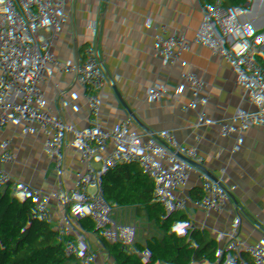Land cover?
Returning a JSON list of instances; mask_svg holds the SVG:
<instances>
[{
    "label": "built area",
    "instance_id": "1",
    "mask_svg": "<svg viewBox=\"0 0 264 264\" xmlns=\"http://www.w3.org/2000/svg\"><path fill=\"white\" fill-rule=\"evenodd\" d=\"M45 1L51 10L60 5V0ZM102 1L89 0L79 27L57 29L52 62L45 77L64 58L71 42ZM238 1L145 0L141 19L133 25H122L126 42L146 30L155 47L148 61L142 54L125 48L117 78L124 89L140 91L143 108L157 130L161 150L151 168L143 162L127 163L125 155L109 147L103 155L114 161L111 179L123 197L138 194L143 198L146 191L142 184L151 174L169 179L190 196L202 227L212 234V239H198L186 250L169 247L165 240L168 224L164 222V212L147 201L139 203L141 211L130 224L136 230L147 219L150 226L142 233L141 240L154 242L155 257L176 256L179 264H205L213 256L230 263L264 264V179L250 181L248 165L237 171L232 161L221 162L208 149L211 133L217 128L219 136L227 133L228 121L237 115L264 131V80L261 79L264 50L252 49L247 29L239 18L242 5ZM103 22L98 16L84 31L76 42L75 57L88 49L101 32ZM37 56V52L29 53L14 70L0 68V264H133L129 260L104 263L91 260L89 247L72 256L62 254L60 239L66 227V207L58 179L47 175L37 195L29 190L21 191L13 183L14 172L27 150L24 136L36 116L30 102L43 82L34 71ZM98 61L103 65L106 56L102 55ZM184 65L195 71L187 98L198 108L218 112L227 120L210 121L205 132L196 136L184 134V126L173 116L172 108L163 105L166 96L151 92L158 82L168 79L171 69ZM72 99L68 93L69 102ZM218 186L227 191L229 202L218 192ZM15 197L23 203H34L35 211L44 220L47 250L43 257L25 252L8 234L1 215L11 209ZM12 214L21 237H29L27 223L17 213ZM128 223L122 215H111L106 219V229L116 231ZM30 226L36 227L33 223ZM244 250L246 254L242 255Z\"/></svg>",
    "mask_w": 264,
    "mask_h": 264
},
{
    "label": "crops",
    "instance_id": "2",
    "mask_svg": "<svg viewBox=\"0 0 264 264\" xmlns=\"http://www.w3.org/2000/svg\"><path fill=\"white\" fill-rule=\"evenodd\" d=\"M238 2L242 5L239 14L242 23L256 28L255 33L264 37V0ZM144 3L145 0H109L100 15L104 21L102 30L88 49L75 57L78 44L75 43L70 62L65 54L55 63L51 74L42 77L39 91L30 102L36 116L24 136L27 150L12 180L19 190L36 194L47 175L58 179L66 207L60 252L67 256L89 247V258L99 263L129 260L133 264H179L176 256L155 257L154 242L141 240L150 226L147 219L136 230L131 228L141 211V201L151 202L164 212V222L168 224L165 240L169 247L186 250L198 239L213 238L202 227L190 196L163 176L150 175L142 184L146 191L143 198L138 194L123 197L112 183L114 161L103 155L109 147L125 155L127 163L143 162L151 168L160 154L157 130L143 108L140 91L124 89L117 78L123 66V52L128 47L122 37V25H133L141 19ZM145 31L134 34L131 41ZM102 55L106 56L103 65L98 61ZM15 67L10 62L1 68ZM162 88L157 86L154 91L160 97H173L170 89ZM68 93L73 96L71 102ZM237 134L231 133L230 144L237 142L239 137L233 136ZM227 139L228 132L219 136L217 128L210 135L208 149L221 162L232 161L234 168L237 152L224 158ZM244 165L249 169V160L234 169L238 171ZM220 189L226 192L225 196ZM217 190L228 198L224 188L218 186ZM13 212L27 223L29 237H21ZM115 214L124 216L129 223L116 231H107L106 219ZM1 216L13 243L36 257L46 255L44 220L35 211L34 203H23L15 197L11 209L4 210ZM31 223L36 225L34 229ZM205 264L244 263H230L213 256Z\"/></svg>",
    "mask_w": 264,
    "mask_h": 264
},
{
    "label": "trees",
    "instance_id": "3",
    "mask_svg": "<svg viewBox=\"0 0 264 264\" xmlns=\"http://www.w3.org/2000/svg\"><path fill=\"white\" fill-rule=\"evenodd\" d=\"M89 0H60V5L51 10L45 0H2L0 6V68L12 62L19 67L24 57L32 52L38 56L34 67L35 74L42 78L52 62L53 37L60 27H79L82 13L88 7ZM250 40V33L247 30ZM132 40V39H131ZM252 45L255 52L264 50V37H260ZM250 42V41H249ZM128 47L134 53L142 54L148 61L154 53L155 47L151 44L150 34L145 31L137 39L128 42ZM195 71L184 65L171 69L168 79L158 82L156 87L170 89L173 97L163 100L164 106L172 107L173 116L184 126V134L196 136L203 134L210 121H227L218 112H209L198 108L197 104L187 98V93L193 84ZM264 80V75L261 77ZM156 95L158 93L151 90ZM248 147L242 149V156L233 162L234 168L249 160L250 181L264 179V136L252 132ZM225 196L226 192L220 189ZM229 202V195L226 198ZM234 209L239 212L238 207Z\"/></svg>",
    "mask_w": 264,
    "mask_h": 264
},
{
    "label": "rangeland",
    "instance_id": "4",
    "mask_svg": "<svg viewBox=\"0 0 264 264\" xmlns=\"http://www.w3.org/2000/svg\"><path fill=\"white\" fill-rule=\"evenodd\" d=\"M181 1V0H180ZM2 0H0V6H1ZM244 25V23H243ZM244 27H246V29L249 31L250 33V43L252 45H254L257 41V39H259L261 36L257 35L256 32V28L254 27H250L248 25H244ZM0 43H1V34H0ZM228 139H227V145L225 147V153H224V158L226 159L231 152L236 151L237 155L235 158H238L239 156H241V152L243 148H246L249 144V140L251 138L250 134L252 132L256 133V134H261L262 136H264V131H260L258 129V127L256 126L255 123H249L247 121V119H245L242 116H236L233 119L228 121ZM231 133L235 134V133H239L240 137L238 138L236 143H229V141H231ZM234 158V159H235Z\"/></svg>",
    "mask_w": 264,
    "mask_h": 264
},
{
    "label": "water",
    "instance_id": "5",
    "mask_svg": "<svg viewBox=\"0 0 264 264\" xmlns=\"http://www.w3.org/2000/svg\"><path fill=\"white\" fill-rule=\"evenodd\" d=\"M109 0H103L101 5L99 6L98 10L95 12V14L92 16V18L83 26V28L79 31L78 35L76 36V38L71 42L70 47L66 53V57L68 59V61L70 62V52L72 47L75 45V43L79 40V38L81 37V35L84 33V31L93 23V21L100 16L104 9L106 8V6L108 5ZM57 179V178H56ZM38 193H36L35 195H37ZM63 196V195H62Z\"/></svg>",
    "mask_w": 264,
    "mask_h": 264
}]
</instances>
